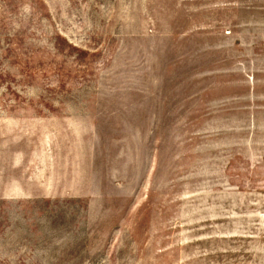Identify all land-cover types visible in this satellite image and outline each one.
<instances>
[{
    "label": "rangeland",
    "instance_id": "374dc122",
    "mask_svg": "<svg viewBox=\"0 0 264 264\" xmlns=\"http://www.w3.org/2000/svg\"><path fill=\"white\" fill-rule=\"evenodd\" d=\"M0 264H264V0H0Z\"/></svg>",
    "mask_w": 264,
    "mask_h": 264
}]
</instances>
